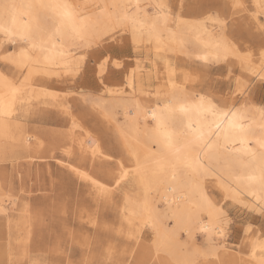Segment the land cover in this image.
<instances>
[{
    "label": "snow or ice",
    "instance_id": "snow-or-ice-1",
    "mask_svg": "<svg viewBox=\"0 0 264 264\" xmlns=\"http://www.w3.org/2000/svg\"><path fill=\"white\" fill-rule=\"evenodd\" d=\"M172 25L189 27L205 50L209 43L201 37L206 34L211 39V51L197 55L196 60L207 63L211 59L222 65L220 79H226L231 95L217 97L216 84L210 80L199 91L190 92L172 72L163 88L157 90L156 100L144 101L136 94L133 69V75L125 77V89L133 90L134 124L150 136L154 151L141 157L127 139L116 150L96 144L91 137L79 141V152L76 137L70 145L67 141L61 145L67 157L63 166L88 182L98 203L123 204L119 229L97 223L99 243L89 247L86 257L76 259V245L93 237L90 233L89 237L78 238L67 219L72 214L71 204L53 196L51 204L34 212L29 209L27 242L18 239L13 245L10 236L8 259L0 260V264H264V221L259 234L241 224V247L251 249L247 259L229 261L221 256L227 251L226 245L214 237H224L227 226L236 220L224 207L216 206L208 190L211 183L224 193V200L264 217V0H105L103 4L0 0V159L7 170L10 148L16 139L14 114L23 106L30 85L41 77L79 79L90 73L91 93L83 89L77 93L69 86L64 92L69 99L61 101L68 105L61 108V114L76 128L79 122L72 98L79 97L85 106L95 108L105 93L124 92L101 91V86L107 77L117 78L127 71L123 60L130 54L125 51L129 42L130 50L138 56L143 57L147 48L151 59L154 49L156 62L169 64L164 54L184 42L183 34L174 31ZM192 71L190 68L185 81L193 78ZM195 71L202 72V67L197 66ZM257 82L261 88L259 107L251 94V86ZM153 103L157 107H152ZM257 113L259 120L255 118ZM169 179L188 206L185 210L189 216L209 210L207 222L198 221L206 241L196 249V258L164 259L168 252L153 240L143 258H136L141 243L137 241L131 260L117 259V249L111 242L113 234L136 241L143 213L150 206L148 192L152 184ZM240 191L253 199H236L235 192ZM16 199L15 184L9 186L5 171L0 185V213L8 216L5 202ZM143 223L147 225L148 221ZM123 255L127 256V249Z\"/></svg>",
    "mask_w": 264,
    "mask_h": 264
},
{
    "label": "rangeland",
    "instance_id": "rangeland-1",
    "mask_svg": "<svg viewBox=\"0 0 264 264\" xmlns=\"http://www.w3.org/2000/svg\"><path fill=\"white\" fill-rule=\"evenodd\" d=\"M229 32L230 33L232 32V28H229ZM121 44H122V41H121ZM125 51H129L130 53L126 55L123 60L124 64L126 65L127 70L130 67L134 68L135 66H137L138 61H139V64L142 65V70H141L142 72H145L148 69H150V63L148 61L150 60L151 62L152 58L149 59V50L147 48H145L144 50L143 57L138 56L135 53V51L130 50V42H129V48L125 49ZM152 54H153V51H152ZM168 57H169V61L172 64L174 65L176 64L175 68L178 72L177 71L175 72L176 74L178 73L177 74L178 76H182L184 73L186 75L187 73H189L187 71H189L190 68L193 69V72L191 73V75H193L192 76L193 78L197 74V77L194 78L197 80L191 79V82L186 83V84L188 85L191 84V86L195 84V86H197L198 88H201L204 86L205 81L210 80L216 84V88H217L216 93L218 97L221 94L225 96H229V89L227 86L226 79L224 80L220 79L222 65H219L216 63H212V64L204 63L202 61H197L196 58H192V57H189L187 59L186 58L187 56L185 55L181 56V54H179L178 56L172 53V54H169ZM94 59L95 57L92 56L91 60H94ZM197 66L202 67V72L195 71ZM88 67L89 69L92 68L91 61L88 63ZM126 74H127V71L126 72L122 71L121 75L117 78H113L111 76L107 77V81L104 83V85L101 86L102 91L104 89L114 88L115 85L117 86L120 85L123 79L125 78ZM224 75L226 77L227 73L225 72ZM74 78H75L74 76H71V77L68 76L67 79L62 80L61 82L60 80H58V81H52V83L45 81L44 78H40L38 82L42 86L44 85L45 87H50L54 90H57V93L58 94L60 93L59 97H62L63 95V99L65 100L69 99L68 97L64 96V92L67 90L69 86H71L73 90L76 91L77 93L80 92L81 89H83V91H85L86 93L92 92L93 84H92L90 73L86 77H80L79 79L77 78L74 79ZM97 84H99V81H97ZM205 90L207 91L208 89H205ZM251 94L255 98V101L257 102L256 105L259 106L258 102L261 98V88L258 82L251 86ZM107 97H108V93H105L103 98H107ZM78 100H79V97L72 98V105L76 109V112L74 114L77 116L78 122L80 124V127L78 126L75 129L72 127L71 120L69 119L66 120L63 117V115L61 114L60 107H55V106L51 107L49 105H46L45 103H43L44 102L43 100L33 101L31 109L29 110L30 112H28L27 114L28 118L25 121L24 128L27 133L34 134V136H36V139H34V136L30 138L31 139L30 144H29L30 151H27V152L19 151V152H15L11 154V157L8 161L7 170H5L4 168V161L0 159V185L3 184L4 178H5V171H7V180H8L9 186H11L14 182L16 196L19 200L21 199L26 202L28 211L31 208L32 211L34 212L38 208L45 206V204H51L53 196L57 198H63L64 201L69 202L72 208V214L67 217L68 222H69V228L70 229L74 228L76 230L75 232L79 239H83L84 237H89L87 236L86 233H88V235H90L91 233L93 237V238H90V240H86L85 241L86 244H84L85 243L84 242L82 245L81 244L76 245L74 249V257L76 259H81L88 255L89 247H91L90 242L92 240L94 241L95 238H99V235L97 234V229H96L97 223H99L101 227H103L106 223H108V225H114L116 228L118 227L119 229L120 224H121L120 215H118L120 207L114 205V203L103 204L102 206L101 203L98 204L96 199L94 200L93 195L90 193L91 192L90 189L87 190L89 188L87 183L86 182L82 183L81 180L78 181V178L74 177V175H72V173H70L69 170L65 168L63 164H61V162H59V160L65 161V162L67 161V157L64 156V148L61 145H63L66 142L67 138L70 139V136H69L70 134L73 136L75 135L81 136L82 134L83 136L84 133L86 134L85 129H87L89 133L91 132L92 135H95L99 139L101 146L106 149L116 150L118 148H121V143H120L121 140H120L119 134L115 131L114 124L107 122L106 119L100 116L99 114H97L95 110L90 109L91 107H89V105L85 106L82 100H79V103H77ZM79 131L80 132L83 131V132L80 133ZM68 139H67V143L69 141ZM37 143L39 144V146H35V144ZM60 151H62L63 153L62 152L60 153ZM54 159L58 161H55ZM79 162H82V161H78V163ZM11 165L13 168L12 167L10 168ZM89 167H90V161H89ZM54 181H55V187H54ZM49 184H52L51 185L52 187L49 186ZM85 187H87V189ZM211 189L212 187H208V190H211ZM85 193H87L86 196L84 195ZM216 198L219 199L218 197ZM77 202L78 204H76ZM5 204H6L5 206L7 207L8 213L10 214L12 213V215L16 214L18 210V206L16 204L12 205L9 202ZM233 205H237V204H232V205L224 204L223 205L224 208L226 209V212L231 214L230 218L234 217L236 220V223L230 224L227 226L226 239L230 245L232 246L234 245L235 247L241 248L242 252L243 253L245 252L244 254H246L248 252V248L241 247V240L243 237V230L241 228V224H243L244 227H249L250 225L255 231L259 232L260 225L262 221H264V217H261L260 213L257 211L254 212V211H251L250 209L244 208L243 206H240V205L233 206ZM97 208L100 209V211ZM113 208L115 209V211ZM89 211H91V213H89ZM92 211H95L94 213H96L97 217L95 215H92L94 214ZM100 216L102 219H104V221L100 218ZM83 217L86 220L81 219ZM86 217L92 218L94 221L96 220L94 223H90L91 226H94L95 228L91 227L90 224H88L89 222L87 223L88 220ZM75 218H79V219H75ZM2 221L3 219H0V222ZM84 221H86V223ZM0 224L3 225V223H0ZM141 237L143 238V239L140 238V241H139L141 242L140 248H139V251L141 252V254L139 253V251L137 252L136 254L137 259H141L140 256L143 257L144 252H146V247H147L146 245L152 244L153 236L151 233L149 235V231L147 227L144 230H142ZM194 238L196 240V243L199 246L204 244L205 237L203 233H201L200 231L196 232ZM112 240H113L112 242L113 245L117 249L116 258L131 260L132 253L131 254L129 253V249H130L129 245H132L131 241H128L126 237H120L116 234H113ZM23 241L27 242L25 240ZM120 248H122L123 250ZM134 248H136V246H134L133 249ZM125 249H127V256L123 255V253L125 252ZM141 250L144 252H142ZM4 254H2V256L4 258L7 257L6 250L4 251ZM152 255H153V258H155L154 253H152Z\"/></svg>",
    "mask_w": 264,
    "mask_h": 264
},
{
    "label": "bare ground",
    "instance_id": "bare-ground-1",
    "mask_svg": "<svg viewBox=\"0 0 264 264\" xmlns=\"http://www.w3.org/2000/svg\"><path fill=\"white\" fill-rule=\"evenodd\" d=\"M80 2L103 4L105 2V0H80ZM210 27L211 26L209 25V30H210ZM172 29L174 31H178V32L183 34V41L184 42L182 44L177 43V44L173 45L172 48L169 49L164 54L168 58V62H169L168 65L164 64L163 62H161V63L156 62V59H155L156 54H155V50L153 49L152 50L153 51V54H152L153 57L151 59V62L149 59H147V60H149L148 62L150 63V69H148L145 72H142L141 71L142 65L138 64L134 68L130 67L127 70L126 76H128V77H131L133 75V69L136 70L135 71V82L137 85L136 94H137V96H139V98L141 100L147 101L148 99H151L152 101H155L157 98L156 97L157 90L163 88V85L169 79L170 73L177 71L175 68L176 64L174 65L169 61V57H168L169 54L173 53V54L178 55V56H179V54H181V56L185 55V56H187L186 58L188 59L189 57L196 58L197 55H204L205 51H208V52L211 51L212 41L206 34L204 36H202L201 39L208 41L209 48L207 50H205L203 48V46L198 43L196 36L193 34V32L191 31V29L189 27L180 26L178 28L177 25H172ZM178 39H179V37H178ZM68 59H69V62H72V57H69ZM189 60H191V59H189ZM202 62L206 63L205 61H202ZM207 63L212 64L214 62H212L211 59H209V61ZM184 69H185V67H184ZM61 71L63 72V69H61ZM187 72H189V71H187ZM175 74H176V72H175ZM177 74H176V76H178ZM194 74H196V73H194ZM186 75L184 73L182 76H178L180 78L179 83H181L182 86H186L190 92L199 91L200 88L195 86V84H193V86H191V84H189V85L186 84V83L191 82V80L185 81ZM67 77L68 76H64V75H61V76H54L53 75V76L41 77V78H44L45 81L52 83V81H58V80H60V82H61L62 80L67 79ZM69 77H71V76H69ZM195 77H197V74ZM194 78H192V80H197ZM19 79L23 80L24 77L20 76ZM127 83H128V80L124 78L122 83L121 84L119 83L120 85H118V86L115 85L114 88H109V89H122V90H124V92L122 94H115V95L108 94L107 98H102L99 101L98 107L93 108V106L91 104H89V107H91L90 109L95 110L97 114H99L100 116L105 118L107 122L114 124L115 131L119 134V137L121 140V142H120L121 147H123L124 141H125V139H127L128 143L140 153L141 157L148 156L151 154V152L154 151V148L152 146L150 136L145 133L143 128L137 129V127L134 124V120H135V107H134L135 98L132 96L133 90L131 87H128L127 89H125V85ZM101 91H102V89H101ZM165 91H168V89H165ZM215 95L217 96V93H215ZM230 95H231V93H229V96ZM59 96H60V93L58 94L57 90H54L50 87H45L44 85L42 86L38 81L35 84H32L28 87L27 93L24 96L23 106L18 107L17 112L14 114L13 130L15 132L16 139H15V143L10 148L11 154H13L15 152H19V151H26V152L30 151V145H29L30 140H31L30 138H32L34 136V134L27 133L25 131L24 127H25V121L28 118L27 114H28V112H30L29 110L31 109L33 101L43 100L44 101L43 103H45L46 105H49L51 107L52 106L60 107V109L66 108L67 104L61 103V101L65 100V99H63V95H62V97H59ZM161 98L163 99V97H161ZM233 98H235V97H233ZM193 102L194 101H189V103H193ZM152 107H157V105L155 103H153ZM256 107H259V106L256 105ZM126 111L129 113L128 115H125ZM255 118L257 120H259L260 117H259L258 113H257ZM186 122L187 121H185V123ZM79 127H80V124H79ZM85 130H86L85 131L86 134L84 133L83 136H82V134H81V136H76V135L73 136L70 134L69 135L70 139L67 138L69 140L68 144L70 145L72 137H76V139H77V152H79V141L84 140L85 138H88V137H91V139L93 141H95L96 144L101 145L99 139L95 135H92L91 132L89 133V131L87 129H85ZM82 132H80V133H82ZM34 139H36V136H34ZM67 139H66V141H67ZM35 146H39V144L37 143V144H35ZM54 152H56V151H54ZM61 152L62 151H60V153ZM52 156H53V154H52ZM55 161H58V160H55ZM59 162H61V164H63V165L66 163L65 161H60V160H59ZM59 162H58V164H59ZM90 164H91V162H90ZM11 167H12V165L10 166V168ZM48 170H50V169H48ZM81 170H83V169H81ZM72 175H74V177L78 178V181L81 180L82 183L86 182L87 185L89 186V188L88 189H87V187H85V188L87 190L90 189V191H91V186L88 184L87 181L80 179L74 173H72ZM224 175H225V179H226L227 178L226 172L224 173ZM51 185L52 184H49V186H51ZM208 187H212V189L209 190L210 198L213 200V202L216 203V206L218 208L224 207L223 206L224 204L225 205L236 204L232 200H227V201L224 200L223 199L224 193L219 189H215L211 183L209 184ZM175 188H176V185L170 179L166 180V181H159V182L152 184L151 189L148 192V200L150 201V206H149L148 210L143 213V219L141 220L140 226L136 231V241H131L132 247H130V249H129L130 254L132 253L131 251H132L133 247L136 246L137 241H140V238H142L141 237L142 236V230H144L147 227V229L149 231V235L151 233L153 236L152 241L156 240L158 242L159 246L161 247V249L166 250L168 252L169 255L167 257H164V259L183 261V260L188 259V258H192V259L196 258V256H195L196 249L200 247L196 243V240L194 238L196 232L199 231L198 221L207 222L209 210L205 209L202 213H197L193 216H189L188 212L185 210L188 206L185 204L184 200L181 198L180 192L174 190ZM86 194L87 193H85L84 195L86 196ZM48 196H49V194H48ZM235 196H236V199L241 200V201L253 199V197L249 196V194L246 191L235 192ZM216 197H218L219 199H217ZM91 200H89V201H91ZM94 200H95V198H94ZM78 202L76 204H78ZM226 202H228V203H226ZM5 203H7V201ZM11 204L12 205L16 204L18 206V210H17L16 214L12 215V213L11 214L8 213V216H4L2 213H0V219H3V221L0 222V223H3V225L0 224V260H7L8 259V253L6 254L7 257H5V258L2 256V254H4L5 250L7 251V243H8L10 236H11L13 245L16 244V241L18 239H20L22 241L28 240V230H29L30 225H29V218H28V212L29 211H28L26 202L21 200V199L19 200L17 198L14 202H11ZM237 205L242 206L241 204H237ZM237 205H233V206H237ZM102 206H103V204H102ZM119 207L120 208H119L118 215H120V219H122L123 204H121ZM5 210L7 211L6 206H5ZM98 210L100 211V209H98ZM114 211H115V209H114ZM225 211H226V209H225ZM235 211H236V209H235ZM86 212H88V211H86ZM92 212L94 213L95 211H92ZM96 212H97V210H96ZM89 213H91V211H89ZM92 215H95L97 217L96 213H94ZM86 218L88 220L87 223L89 222L88 224L94 223L96 221V220L94 221L92 218H89V217H86ZM100 218H101V216H100ZM75 219H79V218H75ZM81 219L84 220L85 218L83 217ZM102 220L104 221V219H102ZM144 220L148 221L147 225H145L143 223ZM81 222H83V221H81ZM84 222L86 223V221H84ZM106 224H108V223H106ZM90 226H91V224H90ZM91 227H94V226H91ZM116 229H118V227ZM256 233L259 234L258 231H256ZM86 234H87V236H89L88 233H86ZM203 235L205 237L204 240L206 241V235L204 233H203ZM124 237H126V239H127V236H124ZM214 239L224 241V244L226 245L227 251L221 252V256L223 258L229 260V261H231V260L240 261L243 259H247L249 254H250V251H251L250 248H248V252L246 254H244L245 252L243 253L241 248L235 247L234 245L233 246L230 245L226 239V233H225L224 237L216 236V237H214ZM88 240H90V239H88ZM98 240H99V238H95L94 241L92 240L90 242L91 247H95L94 245L96 243H99ZM105 240H106L105 246H107V237L105 238ZM113 240H111V242H113ZM205 241H204V243H205ZM84 244H86V242ZM87 246H89V245H87ZM146 246H148V245H146ZM120 249H122V248H120ZM142 252H144V251H142ZM129 253H128V255H129ZM139 253L141 254L140 251H139ZM153 253L155 256V249H153ZM144 255H145V252L143 254V257H144ZM82 257H83V255H82ZM143 257L140 256V258H143Z\"/></svg>",
    "mask_w": 264,
    "mask_h": 264
}]
</instances>
